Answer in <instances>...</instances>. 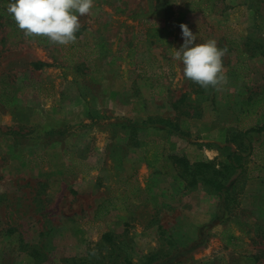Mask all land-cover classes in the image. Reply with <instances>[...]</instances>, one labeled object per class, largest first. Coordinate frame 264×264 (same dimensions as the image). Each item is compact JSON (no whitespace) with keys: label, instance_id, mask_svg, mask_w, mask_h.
Returning a JSON list of instances; mask_svg holds the SVG:
<instances>
[{"label":"rangeland","instance_id":"374dc122","mask_svg":"<svg viewBox=\"0 0 264 264\" xmlns=\"http://www.w3.org/2000/svg\"><path fill=\"white\" fill-rule=\"evenodd\" d=\"M9 3L0 264H264V132L227 203L209 179L232 171L175 161L222 169L264 123V0H94L66 45L16 28ZM181 23L226 49L219 86L184 76Z\"/></svg>","mask_w":264,"mask_h":264},{"label":"clouds","instance_id":"9594fccd","mask_svg":"<svg viewBox=\"0 0 264 264\" xmlns=\"http://www.w3.org/2000/svg\"><path fill=\"white\" fill-rule=\"evenodd\" d=\"M94 0H10L7 11L26 34L45 35L50 41L69 44L80 28L79 16L89 13ZM183 43L174 56L183 64L185 77L202 87L219 86L225 80L222 57L226 49L215 39L197 42L186 23L180 24Z\"/></svg>","mask_w":264,"mask_h":264},{"label":"trees","instance_id":"16d2710c","mask_svg":"<svg viewBox=\"0 0 264 264\" xmlns=\"http://www.w3.org/2000/svg\"><path fill=\"white\" fill-rule=\"evenodd\" d=\"M212 8H214V6H212L210 9ZM196 9L197 8H195L194 6H191V7H187L186 11L196 10ZM186 11H183V13ZM8 15L12 16L11 13H9ZM14 25L16 28H19L16 21L14 22ZM34 37L39 44L46 45L49 42H51L45 35L34 34ZM239 122L241 123L240 119ZM239 128H242L244 132L242 133V136L241 135L237 136L239 139L238 146L236 149L232 150L228 154V162L222 167V169H218V167H216L215 162L206 161V162H200L192 166V168L195 167L196 165L198 166V169H196L195 171H189V165L187 164L185 159L179 157H176L175 159V161L176 162L178 161L177 163L181 165L183 171L188 173L193 179H195L196 177L203 179V178H207L208 176H214L213 174H218L220 173V171H232L234 174L232 176L230 175L227 178L228 179L227 182L218 180L217 177L216 179H211V178L209 179L213 181L212 183L214 184L216 191L220 195L221 201L224 203H227L229 198H231V193L233 192L234 185L236 184L238 178L247 172L248 167L246 166V158L251 156L254 153V149H255V146L252 142V134L254 133L259 134L264 132V123L259 125L257 124L250 125L249 127L246 128L243 127H239ZM179 254L180 251H178L172 256L170 255L169 257L175 258L179 256Z\"/></svg>","mask_w":264,"mask_h":264}]
</instances>
